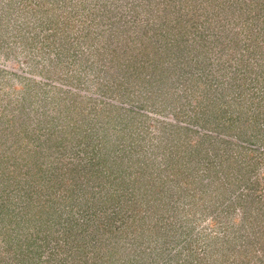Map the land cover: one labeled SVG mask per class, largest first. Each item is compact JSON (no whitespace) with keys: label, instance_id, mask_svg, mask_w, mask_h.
I'll return each mask as SVG.
<instances>
[{"label":"rangeland","instance_id":"rangeland-1","mask_svg":"<svg viewBox=\"0 0 264 264\" xmlns=\"http://www.w3.org/2000/svg\"><path fill=\"white\" fill-rule=\"evenodd\" d=\"M0 264H264V0H0Z\"/></svg>","mask_w":264,"mask_h":264}]
</instances>
